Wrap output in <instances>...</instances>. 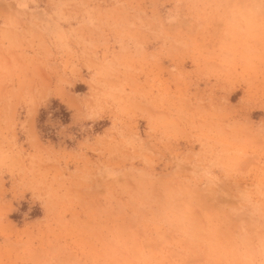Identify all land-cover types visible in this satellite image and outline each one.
Here are the masks:
<instances>
[{"label":"rangeland","instance_id":"374dc122","mask_svg":"<svg viewBox=\"0 0 264 264\" xmlns=\"http://www.w3.org/2000/svg\"><path fill=\"white\" fill-rule=\"evenodd\" d=\"M0 264H264V0H0Z\"/></svg>","mask_w":264,"mask_h":264}]
</instances>
